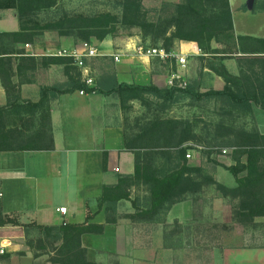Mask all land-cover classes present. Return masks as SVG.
I'll use <instances>...</instances> for the list:
<instances>
[{"label": "trees", "instance_id": "1", "mask_svg": "<svg viewBox=\"0 0 264 264\" xmlns=\"http://www.w3.org/2000/svg\"><path fill=\"white\" fill-rule=\"evenodd\" d=\"M142 2L143 0H118L119 13L103 12L92 16L64 13L54 20L40 22L37 15L54 8L56 0H0V10H15L19 24L17 32H0V41L8 43H2L0 52L19 56L17 61L20 67L33 64L34 59L24 57V51L17 46L35 44L38 37L46 32H54L59 37H74L90 44L92 40L102 42L106 37L116 35L119 28L125 27L140 29L144 42L148 39L153 45L160 42L166 51L172 50L178 43H195L200 50L211 56L264 52V40L235 35L228 0H184L180 4L164 5L167 12L163 18H151ZM213 42L225 46L216 49L212 47ZM42 62L72 64L71 59L59 57L43 58ZM8 63L10 60L0 59V65ZM212 69L226 84L222 91H209L199 95L192 87L160 89L154 85L120 84L115 90L105 94L117 93L122 106L126 98L138 99L147 104L148 100L144 96L149 95L161 101L157 105L161 110L185 98L197 100L196 96H205L232 111L250 112L251 105L247 102L254 99L258 100L256 106L264 111V93H260L261 97L258 98L255 91L252 93L248 89L244 92L237 89L235 92L232 88L241 79L232 77L222 65L212 66ZM73 74L78 82V85H72L73 90L92 91L80 82V74ZM0 78L7 95L6 104L0 106V152L52 150L54 146L50 127V96L71 90L43 88L38 102H25L20 98H12L14 88L10 87L8 73L0 72ZM182 124L184 125L181 126ZM190 128L192 125L189 122L182 123L178 119L162 116L146 122L138 136L145 143L146 150L135 154L133 175H120L115 185L104 186L102 189L99 210L104 208V224L90 223L95 214L87 212L85 221L80 224L65 223L57 228L34 223L24 225L4 216L0 209V227H30L55 240V243L59 241V246L52 247L55 254L51 259L52 264H95L88 260L82 238L89 234L101 235L106 225L117 224L124 218L117 216V207L121 202L131 201L132 190L143 189L146 193L140 202L141 207L137 200L131 201L132 206H136V211L133 215H126L125 219L133 221L154 219L166 206L183 202L187 196L198 194L204 184L214 186L225 197L239 199V204L234 209L236 222L249 225L256 218L264 217V137L245 135L242 138L248 149L236 150L235 165L225 167L236 182V187L228 188L212 178L205 175L203 177L204 169L201 166L187 164L186 150L181 146L192 137L195 138L192 133L188 134L190 138L186 135ZM157 156L166 159L165 169H156L161 168L154 165L153 159Z\"/></svg>", "mask_w": 264, "mask_h": 264}, {"label": "crops", "instance_id": "2", "mask_svg": "<svg viewBox=\"0 0 264 264\" xmlns=\"http://www.w3.org/2000/svg\"><path fill=\"white\" fill-rule=\"evenodd\" d=\"M231 6L235 35L264 40V12L257 15L261 16V23L258 26L247 28L244 22L240 24L239 21L234 20L233 5ZM18 30L19 24L15 11H1L0 32L10 33ZM44 38L46 36L35 44H26L30 45L27 48L19 46V49L24 51V57L34 59L33 64L19 67L17 61L19 56L0 52V59L10 60L7 65H0V72L8 73L10 77V87L14 88L12 98L36 103L41 98L43 88H57L60 91L69 88L71 91L50 96V127L54 146L52 150L0 152V192L3 193L0 209L4 216L15 218L24 225L34 223L47 227H60L63 222L80 224L85 221L87 212L95 214L90 223L104 224V208L99 210V198L103 187L115 185L120 175H133L135 154L146 150L145 143L138 136L145 128L147 121L156 116H162V110L157 106L161 101L152 96H144L148 100L147 104H143L138 99L126 98L122 106L117 93H105L115 90L120 84L154 85L160 89H166L172 67L158 59H142L131 55L123 57L121 62L116 63L111 55L125 49L116 50L112 42L106 39L96 44L103 56L85 60L86 74L73 62L71 65L43 63V58L53 57L50 56L49 46L43 42ZM64 40L69 41L60 39L55 43L60 44ZM70 42L74 44L72 40ZM126 44V47H133L135 42L130 41ZM177 46L180 53L190 54V58L197 56L198 48L195 43H181ZM218 57L224 59L219 61L217 67L222 65L235 79H241V73L247 71L255 74L264 73V52ZM205 62L206 60H203L201 63L200 76H207L209 82L211 80L213 84L208 85L209 88L202 93L222 91L226 85L224 80L213 71L212 66L205 65ZM157 63L158 66H156ZM73 72L80 74V82L83 84H85L86 76L92 78V86L85 84L92 91L81 95L80 89L73 90L72 85H78ZM259 81L257 79V81L247 82L241 79L232 90L236 92L237 89L249 88L252 93L255 91L256 97L259 98L260 93H264L262 86L264 83ZM256 101L258 100L250 99L247 102L251 105L248 115L253 112L256 119L255 131L249 134L264 137V111L256 106ZM6 102V91L0 78V106L5 105ZM176 105L170 104L169 107ZM169 118L177 119V117ZM227 126L225 128L230 129V125L227 124ZM231 144L233 145L230 147L233 149L246 148H243V144L236 139L232 140ZM153 149L156 150V148ZM158 162L162 163L160 160ZM187 164L193 167L201 166L190 162ZM215 178L218 183L225 185L219 175ZM59 183L68 185V188L63 189L66 194L63 198L59 196L63 199L59 203L49 206L46 203L49 197L44 188L49 184L58 185ZM233 185L235 181L229 187ZM144 195H146L145 192L132 190L130 200H137L141 207L140 202ZM198 196H187L186 200L176 204L171 211L176 209L178 212L183 204L193 208V201L204 198L203 194ZM131 201L119 203L117 216L124 218L117 224L105 227H135V225L146 224L144 220L125 219L126 215H133L136 211L134 208L136 206L133 207ZM62 207L67 209V214L64 216L57 212V208ZM90 237L92 236L84 235L83 240ZM0 238L3 237L0 236ZM16 250L13 249V252ZM20 255L18 257L10 255L7 261L0 260V264H36L35 262L41 259H33L29 252H26V255L22 253ZM47 264L50 263L47 262Z\"/></svg>", "mask_w": 264, "mask_h": 264}, {"label": "rangeland", "instance_id": "3", "mask_svg": "<svg viewBox=\"0 0 264 264\" xmlns=\"http://www.w3.org/2000/svg\"><path fill=\"white\" fill-rule=\"evenodd\" d=\"M183 1L143 0L142 4L145 10L150 12L151 18H163L167 12L164 5H176ZM228 2L231 14V5H233L236 22L239 21L240 24L244 22L247 28L258 26L261 23V16L257 15L264 12V0H254L253 4H250L249 0H228ZM103 12L119 13L118 0H56L54 8L39 13L36 18L40 22H45L59 18L64 13L92 16ZM45 36L43 42L49 46L51 53L56 52L57 49L77 48L85 43L74 37H59L54 32L44 33L38 37L37 42ZM60 39H67L69 43L66 40L60 44L55 43ZM106 39L108 42H112V46L116 50L125 49L126 43L130 41L135 42L133 46L144 45L165 49L160 42L156 45H153L149 39L144 42L142 32L138 28H119L116 35L108 36ZM2 43L8 45L7 41L1 40L0 46ZM97 43L101 42L92 40L90 44L97 47ZM177 45L170 51L179 53ZM19 46L27 48L30 45H18L17 47L19 48ZM224 46V44L212 43V47L216 49ZM196 47L198 48L197 45ZM198 50L200 52H197V56L190 58L186 79L187 87H192L200 95L203 90L209 88L208 85L213 84L211 80L209 82L207 76H200L202 61L206 60L205 65L207 66L217 67L219 61L224 58L207 55L199 48ZM166 64L169 66L168 63ZM166 64L164 66H167ZM241 79L247 82L261 79L259 82L264 83V73L243 72ZM262 86L264 87V84ZM245 90L247 89L243 88L241 92ZM248 90L250 89L248 88ZM195 98L197 100L186 98L180 100L172 108L167 105L165 109H162V117H177L179 122L191 123L192 128L186 135L192 133L195 138L192 137L181 146L186 150V157L188 154H192V157L187 158V161L201 165L204 169L203 175L201 174L203 177L205 175L217 182L215 177L219 175L225 183L224 186L234 188L236 182L233 187L229 186L234 183L235 178L225 167L235 165L234 152L244 149H233L230 145H233L231 144L232 140L236 139L240 144H243V148L248 149L242 138L245 135H250L249 132L255 131V115L253 112L248 115V110L232 111L205 96H196ZM227 113L228 115H226ZM227 124L230 125V129L225 128L228 127ZM159 160L162 163H159ZM153 162L154 165L161 167L156 168L159 170L165 169L167 164L166 159L159 156L155 157ZM66 188L68 185L61 183L47 185L44 188L49 197L46 199V203L49 206L59 203L63 200L59 196L62 198L65 196L66 193L63 189ZM136 191L144 192L143 189ZM201 194L204 198L193 201V208L183 204L178 212L176 209L171 211L176 204L182 202L176 203L169 207L166 206L158 216L146 221L144 225L105 227V231L101 235L89 234L92 237L85 240L82 238L88 260L95 264H264V217L256 218L249 225L240 224L234 218V209L238 206L239 199L225 197L217 192L214 186L208 184H204L202 190L196 195ZM52 196L53 199H51ZM0 236L3 237L0 238V242L5 241L6 244H9L6 253L0 255V260L7 261L10 255L18 257L21 256L20 253L26 255V252H29L33 259L41 258L35 262L36 264H47V262L52 264L51 259L55 257L52 247L59 246V241L55 243V240L30 227H0ZM18 245L23 247L18 248ZM13 249L17 250L13 252Z\"/></svg>", "mask_w": 264, "mask_h": 264}, {"label": "built area", "instance_id": "4", "mask_svg": "<svg viewBox=\"0 0 264 264\" xmlns=\"http://www.w3.org/2000/svg\"><path fill=\"white\" fill-rule=\"evenodd\" d=\"M198 52H200L198 50ZM135 56L142 59H158L162 62L168 63L172 68L168 77V88L171 89H186L188 82L186 79V71L189 65L190 54L177 53L174 51H166L165 49L151 48L147 46H133L132 48L126 47L125 51H119L114 55H111L114 62L119 63L126 56ZM50 56L71 59L73 64L81 69H83L87 74L85 60L90 58H95L103 56L97 47L89 43H83L80 47L73 48L70 50H58L51 53ZM87 86L93 85L92 78L86 76L84 80ZM81 95L84 94L83 91L80 92ZM226 153V151H223ZM264 153V148H263ZM192 154H188L186 158H191ZM3 198V193L0 192V200ZM57 212L61 215L67 214V209L57 208ZM63 224H65L63 222ZM9 244L5 241L0 242V255L6 253Z\"/></svg>", "mask_w": 264, "mask_h": 264}, {"label": "water", "instance_id": "5", "mask_svg": "<svg viewBox=\"0 0 264 264\" xmlns=\"http://www.w3.org/2000/svg\"><path fill=\"white\" fill-rule=\"evenodd\" d=\"M253 1H254V0H249V3H250V4H253Z\"/></svg>", "mask_w": 264, "mask_h": 264}]
</instances>
